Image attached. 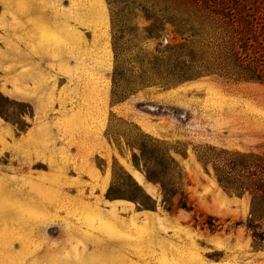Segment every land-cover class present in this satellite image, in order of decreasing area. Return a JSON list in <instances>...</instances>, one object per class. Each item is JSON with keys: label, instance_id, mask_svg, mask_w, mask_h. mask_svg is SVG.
I'll return each instance as SVG.
<instances>
[{"label": "rangeland", "instance_id": "1", "mask_svg": "<svg viewBox=\"0 0 264 264\" xmlns=\"http://www.w3.org/2000/svg\"><path fill=\"white\" fill-rule=\"evenodd\" d=\"M240 1L264 19V0ZM147 25L137 14L120 42L134 75L176 41ZM113 35L106 0H0V264H264L248 198L197 160L264 143V85L206 76L115 102ZM143 144L181 167L191 210L168 212L133 166Z\"/></svg>", "mask_w": 264, "mask_h": 264}, {"label": "trees", "instance_id": "2", "mask_svg": "<svg viewBox=\"0 0 264 264\" xmlns=\"http://www.w3.org/2000/svg\"><path fill=\"white\" fill-rule=\"evenodd\" d=\"M111 7L115 68L112 100L125 99L137 88L169 87L200 77L215 76L232 82L264 85V19L240 0H106ZM174 12V13H173ZM140 14L148 25L146 37L159 39L169 30L174 43L158 46L144 58L138 75L125 71L118 60L129 20ZM128 73V74H127ZM150 142L157 143L149 139ZM152 145V143H151ZM132 164L147 183L158 186L160 203L168 212L191 210L185 191V175L169 152L156 150L153 157L141 145ZM197 160L227 194L247 197L249 212L243 226L253 247L264 249V143L255 151L239 152L204 146ZM142 207L152 209L155 200L144 197ZM208 220H213L207 217ZM214 231L216 225L206 222Z\"/></svg>", "mask_w": 264, "mask_h": 264}]
</instances>
